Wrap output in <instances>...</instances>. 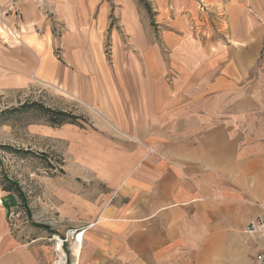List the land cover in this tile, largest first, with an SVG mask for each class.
I'll return each mask as SVG.
<instances>
[{
    "label": "crops",
    "instance_id": "1",
    "mask_svg": "<svg viewBox=\"0 0 264 264\" xmlns=\"http://www.w3.org/2000/svg\"><path fill=\"white\" fill-rule=\"evenodd\" d=\"M122 3L139 31L136 0ZM203 4L152 0L158 40L142 43L141 72L122 61L121 74L97 77L98 44L91 33L82 40L70 12L60 14L76 28L63 60L38 57L40 78L78 93L105 116L92 126L111 134L107 155L90 162L105 192L78 218L87 222L78 264H255L264 250L243 232L259 212L241 203L239 182L264 172V0ZM16 48V66L34 68L36 51ZM7 218L0 201V264L28 263L36 244L18 246Z\"/></svg>",
    "mask_w": 264,
    "mask_h": 264
},
{
    "label": "rangeland",
    "instance_id": "2",
    "mask_svg": "<svg viewBox=\"0 0 264 264\" xmlns=\"http://www.w3.org/2000/svg\"><path fill=\"white\" fill-rule=\"evenodd\" d=\"M124 1L0 0V201L8 208L18 246L36 244L29 251L33 259L25 264H53L54 236L65 237L69 230L87 226L78 218H85L89 202L95 203L105 192L102 184L94 182L96 171L90 162L107 155L105 139L111 137L109 130L96 129L89 120L95 114L105 120L103 113L78 93L43 81L38 64L48 55L63 60L60 50L72 41L76 28L74 21L60 14L70 12L84 29L82 40L87 32L98 44L97 77L110 76V71L121 74L122 61L124 72L126 67L141 72L139 67L146 65L141 45L158 40L159 24L152 0H136L143 13L138 31L127 18ZM34 10L42 15L44 23L39 27L29 17ZM23 46L36 51L34 68L31 62L21 65H28V70L16 66L13 51ZM239 182L241 203L260 212L264 172L246 173ZM71 241L68 237L63 246L66 264H78ZM225 264L243 263L227 259Z\"/></svg>",
    "mask_w": 264,
    "mask_h": 264
},
{
    "label": "built area",
    "instance_id": "3",
    "mask_svg": "<svg viewBox=\"0 0 264 264\" xmlns=\"http://www.w3.org/2000/svg\"><path fill=\"white\" fill-rule=\"evenodd\" d=\"M200 2L201 9L205 8L203 0H198ZM260 212L252 219H250L245 225L243 232L249 237H257L258 239L264 240V204H260ZM81 229H84L81 228ZM78 231L77 229L69 230L65 237L54 236V246L53 250L57 253L58 248L63 249L64 243L67 241L68 237L72 239L74 232ZM255 264H264V250L258 253L255 257Z\"/></svg>",
    "mask_w": 264,
    "mask_h": 264
},
{
    "label": "bare ground",
    "instance_id": "4",
    "mask_svg": "<svg viewBox=\"0 0 264 264\" xmlns=\"http://www.w3.org/2000/svg\"><path fill=\"white\" fill-rule=\"evenodd\" d=\"M86 228L80 229L73 233L72 235V241H71V249L76 252V257L78 256V253L81 248L83 235ZM56 254L55 259L53 260V264H66V254L64 249L58 248V251Z\"/></svg>",
    "mask_w": 264,
    "mask_h": 264
},
{
    "label": "trees",
    "instance_id": "5",
    "mask_svg": "<svg viewBox=\"0 0 264 264\" xmlns=\"http://www.w3.org/2000/svg\"><path fill=\"white\" fill-rule=\"evenodd\" d=\"M7 190V189H6Z\"/></svg>",
    "mask_w": 264,
    "mask_h": 264
}]
</instances>
